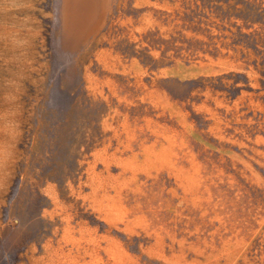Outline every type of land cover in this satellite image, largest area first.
<instances>
[{
  "label": "rangeland",
  "instance_id": "obj_1",
  "mask_svg": "<svg viewBox=\"0 0 264 264\" xmlns=\"http://www.w3.org/2000/svg\"><path fill=\"white\" fill-rule=\"evenodd\" d=\"M0 264H264V0H0Z\"/></svg>",
  "mask_w": 264,
  "mask_h": 264
}]
</instances>
